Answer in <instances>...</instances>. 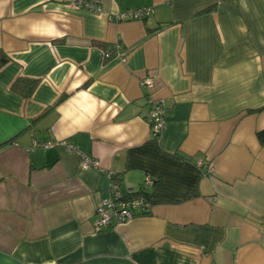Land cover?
<instances>
[{
	"label": "crops",
	"instance_id": "1",
	"mask_svg": "<svg viewBox=\"0 0 264 264\" xmlns=\"http://www.w3.org/2000/svg\"><path fill=\"white\" fill-rule=\"evenodd\" d=\"M72 1L0 0V264H264V0ZM109 173L156 183L97 230Z\"/></svg>",
	"mask_w": 264,
	"mask_h": 264
},
{
	"label": "built area",
	"instance_id": "2",
	"mask_svg": "<svg viewBox=\"0 0 264 264\" xmlns=\"http://www.w3.org/2000/svg\"><path fill=\"white\" fill-rule=\"evenodd\" d=\"M72 4L78 7H85L90 11L99 13L101 7L96 2L91 0H74ZM151 13V8L141 7L133 10H126L119 13L115 18L116 20H141L147 17ZM111 55V52H105V56ZM125 61V58L122 59ZM154 83V77L151 75H145L141 78L140 84L147 88H150ZM166 107L163 99L151 98L149 100V112L147 118L151 127L153 138L160 137V133L165 124ZM57 144H63L67 151L77 152L81 156V166L87 168L91 165H95L96 161L93 158L87 157L78 148L64 140V141H32V147L50 148ZM109 196L103 199L100 205L96 209L97 219L96 228L100 230L102 228L110 227L113 224H120L130 221L135 213L144 212L149 209V201L145 199L143 195L125 196L121 189L120 182L115 179L113 173H109ZM154 178L150 175L146 176L143 182L141 190H148L154 184Z\"/></svg>",
	"mask_w": 264,
	"mask_h": 264
},
{
	"label": "trees",
	"instance_id": "3",
	"mask_svg": "<svg viewBox=\"0 0 264 264\" xmlns=\"http://www.w3.org/2000/svg\"><path fill=\"white\" fill-rule=\"evenodd\" d=\"M8 61V57L6 56V54H4L3 52L0 51V66H2L3 64H5ZM25 83L27 82L26 80L22 79ZM28 84H32V82H28ZM32 86V85H30ZM16 87V84H15ZM258 137L259 139H261V141H264V131H259L258 132ZM154 142L158 143L159 139L158 138H153L152 139ZM154 183H156V181L154 180ZM155 185V184H153ZM121 189L123 190L125 196H136V195H143L145 197V199H148L149 201V191L148 190H132V189H125L122 187V185L120 184ZM150 202V201H149ZM145 213L148 212V210L144 211Z\"/></svg>",
	"mask_w": 264,
	"mask_h": 264
}]
</instances>
